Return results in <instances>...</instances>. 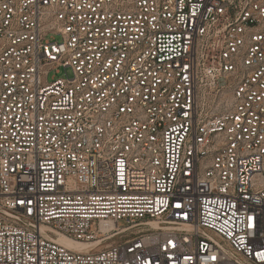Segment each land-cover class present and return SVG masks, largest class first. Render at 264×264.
<instances>
[{
    "label": "built area",
    "instance_id": "built-area-1",
    "mask_svg": "<svg viewBox=\"0 0 264 264\" xmlns=\"http://www.w3.org/2000/svg\"><path fill=\"white\" fill-rule=\"evenodd\" d=\"M0 264H264V0H0Z\"/></svg>",
    "mask_w": 264,
    "mask_h": 264
},
{
    "label": "bare ground",
    "instance_id": "bare-ground-1",
    "mask_svg": "<svg viewBox=\"0 0 264 264\" xmlns=\"http://www.w3.org/2000/svg\"><path fill=\"white\" fill-rule=\"evenodd\" d=\"M60 243L66 245L67 247L77 250V251H81L83 249H85V245L76 241H73L72 239L68 238V237H64L62 236L59 240Z\"/></svg>",
    "mask_w": 264,
    "mask_h": 264
},
{
    "label": "rangeland",
    "instance_id": "rangeland-1",
    "mask_svg": "<svg viewBox=\"0 0 264 264\" xmlns=\"http://www.w3.org/2000/svg\"><path fill=\"white\" fill-rule=\"evenodd\" d=\"M68 73L70 74V72L68 71ZM65 74H64V71H62V74L60 75V77H62V76H64ZM122 224H124V223H122Z\"/></svg>",
    "mask_w": 264,
    "mask_h": 264
}]
</instances>
